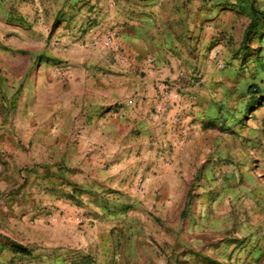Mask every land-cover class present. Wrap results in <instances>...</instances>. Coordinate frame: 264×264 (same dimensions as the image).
Segmentation results:
<instances>
[{
  "label": "rangeland",
  "instance_id": "1",
  "mask_svg": "<svg viewBox=\"0 0 264 264\" xmlns=\"http://www.w3.org/2000/svg\"><path fill=\"white\" fill-rule=\"evenodd\" d=\"M129 18L146 27L149 71H170L157 106L161 84L180 105L198 90L217 104L191 134L171 118L154 171L80 139L77 99L128 64ZM259 69L264 0H0V264H264V145L246 138L264 126L245 109Z\"/></svg>",
  "mask_w": 264,
  "mask_h": 264
},
{
  "label": "crops",
  "instance_id": "2",
  "mask_svg": "<svg viewBox=\"0 0 264 264\" xmlns=\"http://www.w3.org/2000/svg\"><path fill=\"white\" fill-rule=\"evenodd\" d=\"M127 22L129 25L124 28L120 41L122 46L126 48L128 64H115L118 66L114 72L115 74L111 76L112 79L107 81L104 79L102 81L103 85L91 86L90 90L94 96L93 102H85V98L83 99L82 97L77 99L78 102L80 100L76 109L78 116L80 115L83 119H89V127L81 131L80 139L83 142L102 145L103 148L99 149L107 152L110 158L112 155L113 159H117L118 165L124 168L133 167L131 165L134 164L131 162L138 157V154H141V157L150 159L149 162H143L142 167L148 166V168L154 171L162 165L161 162L159 163V159H162L163 156L157 158L160 153L159 150L157 151V148L161 147V149H165L164 138H168L171 132H175L174 128L170 125L172 123L171 118L179 115L180 125L178 128L184 129V134H186L187 130H190L191 134L196 130L200 131L204 121L206 122L218 117L215 110L217 104L211 97L206 95V92L198 90V92L195 91L197 93L195 101H190L193 95L180 105V112L183 111L184 113L179 114L177 111H171L167 114L163 123L156 120L152 115L153 108L157 106L153 82L166 77L170 71L166 68L164 69L162 66L158 67L160 72L158 69H156L157 72L155 73L149 71L145 62V57L151 52L148 51L150 39L149 35L144 31L146 27L136 24L134 19L129 18ZM159 60L161 58H158ZM259 72V74H264V71L261 69H259ZM142 73H146L144 78H142ZM253 79L254 83H250L247 87V93L252 95V101L250 104H247V108L245 109L251 115L250 119L253 122V127L257 126L261 128L264 126V87L260 88L257 85V80L259 81L264 78H257L255 76ZM253 85L259 87L260 93L251 92ZM83 90V95H85L87 90L85 88ZM130 100L134 102L131 103ZM192 105H196V107L191 108ZM68 108L67 118H69L70 113L74 110V107L68 106ZM193 121L194 123H192ZM136 130L141 131L140 136H137V138L134 133ZM183 131L179 130V133ZM200 135L196 137L198 138L197 140L203 138V134ZM206 137L204 135V138ZM196 138L194 137L187 144L186 150L182 148L174 149L172 152L173 158L180 161L184 152L188 156V147H191L190 144H193ZM246 138L249 144L259 143L257 146H260V148H262L261 144L264 145V135L259 132H254ZM155 139L157 140L156 142H161V145L158 146L154 142H151ZM136 141L144 143L142 152L138 150L139 148L136 149L139 146L133 145ZM105 143H108V147L105 146ZM129 144L131 145L130 148L128 147L130 153L126 151V146ZM113 146L115 149H112ZM261 167L264 170V167Z\"/></svg>",
  "mask_w": 264,
  "mask_h": 264
},
{
  "label": "built area",
  "instance_id": "3",
  "mask_svg": "<svg viewBox=\"0 0 264 264\" xmlns=\"http://www.w3.org/2000/svg\"><path fill=\"white\" fill-rule=\"evenodd\" d=\"M113 41H114V38L112 35L108 34L104 37L103 39V43L105 46L107 47H110L113 45ZM160 89V92L162 94V100L160 102V104L157 106V108L155 109V113H156V116L158 118H163L165 116V110L168 106V103H171L175 106H177V108H179V114H180V101H181V95L177 92V91H174L172 89H170L169 87H167L166 85H159L158 87ZM180 118L179 116H175L172 118V121L177 123L179 122Z\"/></svg>",
  "mask_w": 264,
  "mask_h": 264
},
{
  "label": "trees",
  "instance_id": "4",
  "mask_svg": "<svg viewBox=\"0 0 264 264\" xmlns=\"http://www.w3.org/2000/svg\"><path fill=\"white\" fill-rule=\"evenodd\" d=\"M253 27H255V23H254V20L252 21V23H251V25H250V31H251V28H253ZM251 92H253V93H260V89H259V87L258 86H256V85H253L252 87H251Z\"/></svg>",
  "mask_w": 264,
  "mask_h": 264
}]
</instances>
